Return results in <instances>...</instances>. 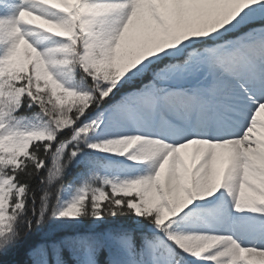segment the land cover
Masks as SVG:
<instances>
[{
	"label": "snow or ice",
	"instance_id": "obj_1",
	"mask_svg": "<svg viewBox=\"0 0 264 264\" xmlns=\"http://www.w3.org/2000/svg\"><path fill=\"white\" fill-rule=\"evenodd\" d=\"M0 264H264V0H0Z\"/></svg>",
	"mask_w": 264,
	"mask_h": 264
},
{
	"label": "trees",
	"instance_id": "obj_2",
	"mask_svg": "<svg viewBox=\"0 0 264 264\" xmlns=\"http://www.w3.org/2000/svg\"><path fill=\"white\" fill-rule=\"evenodd\" d=\"M9 259L16 260V261H24L26 257L23 255V251L21 250L19 253H13Z\"/></svg>",
	"mask_w": 264,
	"mask_h": 264
}]
</instances>
